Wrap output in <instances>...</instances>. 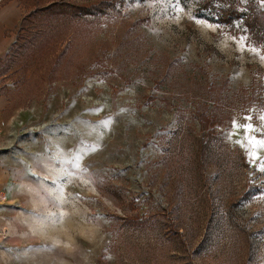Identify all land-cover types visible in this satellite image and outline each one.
<instances>
[{
  "label": "rangeland",
  "instance_id": "rangeland-1",
  "mask_svg": "<svg viewBox=\"0 0 264 264\" xmlns=\"http://www.w3.org/2000/svg\"><path fill=\"white\" fill-rule=\"evenodd\" d=\"M61 1L86 14L32 17ZM250 9L264 0H0V264H264Z\"/></svg>",
  "mask_w": 264,
  "mask_h": 264
},
{
  "label": "trees",
  "instance_id": "trees-1",
  "mask_svg": "<svg viewBox=\"0 0 264 264\" xmlns=\"http://www.w3.org/2000/svg\"><path fill=\"white\" fill-rule=\"evenodd\" d=\"M85 6L81 5H75L73 3H69V2H53L50 5H47V7H42L41 9H39L36 14H34L32 17L35 18L37 20H43V19H49L52 17H74V16H78V14L82 15V14H86V13H82V11H84ZM229 9L227 11L223 12V15H225L226 17H224V19L226 20V22H231L233 20V14L237 15L238 17H241L242 15L240 14H236L235 13V9L234 7L229 4ZM82 13V14H81ZM30 19V15L29 16H25L24 18H22L21 23L19 24V30L22 31L25 28H28V25H30L31 22H28ZM244 25L246 27L247 30H249L252 35H255L256 37L262 36L264 35V11H257L255 12L254 10L250 9L248 14L245 15V20H244ZM17 44L14 43L13 47L10 48V50L7 52V59L10 58L11 54L13 53L11 52V49L15 47V45ZM199 122L200 124H202L203 127H205V125L208 123L207 119L204 118V116H199Z\"/></svg>",
  "mask_w": 264,
  "mask_h": 264
},
{
  "label": "snow or ice",
  "instance_id": "snow-or-ice-1",
  "mask_svg": "<svg viewBox=\"0 0 264 264\" xmlns=\"http://www.w3.org/2000/svg\"><path fill=\"white\" fill-rule=\"evenodd\" d=\"M248 119H251V118L249 117ZM262 119H264V117H262ZM233 126H234V128H237V129L243 128L245 130V132L253 131L251 125H240L234 121ZM247 139H248V142L250 144H253V145L259 144L261 146H264V141H256L254 138H247ZM237 142L241 143V141H237ZM253 155H254V153H253Z\"/></svg>",
  "mask_w": 264,
  "mask_h": 264
},
{
  "label": "crops",
  "instance_id": "crops-1",
  "mask_svg": "<svg viewBox=\"0 0 264 264\" xmlns=\"http://www.w3.org/2000/svg\"><path fill=\"white\" fill-rule=\"evenodd\" d=\"M2 33H1V26H0V55L3 54L4 52V44H3V39L1 38ZM3 105V98H0V109L2 108Z\"/></svg>",
  "mask_w": 264,
  "mask_h": 264
}]
</instances>
